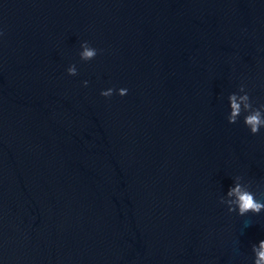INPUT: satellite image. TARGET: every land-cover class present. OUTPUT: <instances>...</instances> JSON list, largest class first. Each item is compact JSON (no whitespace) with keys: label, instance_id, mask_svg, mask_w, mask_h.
<instances>
[{"label":"water","instance_id":"1","mask_svg":"<svg viewBox=\"0 0 264 264\" xmlns=\"http://www.w3.org/2000/svg\"><path fill=\"white\" fill-rule=\"evenodd\" d=\"M0 33V264H253L264 211L220 198L264 201L227 119L264 104V0H0Z\"/></svg>","mask_w":264,"mask_h":264},{"label":"clouds","instance_id":"2","mask_svg":"<svg viewBox=\"0 0 264 264\" xmlns=\"http://www.w3.org/2000/svg\"><path fill=\"white\" fill-rule=\"evenodd\" d=\"M80 47L82 50L79 55L82 61H90L98 54L97 49L91 47L87 41L83 42ZM67 73L71 76L77 75L76 66L70 65L67 68ZM83 83L87 86L88 81H84ZM113 91L112 88H109L103 90L101 95L111 97ZM127 91L126 88L116 90L120 96H125ZM239 92L244 94L238 95L233 93L228 97L230 104V114L227 117L228 122L235 124L241 114L246 113L243 121L245 126L250 130L251 134H258L260 129L264 128V104H261L259 107H253L249 95L245 92L244 85L240 86ZM220 203L227 206L228 212H236L239 216H245L250 212L258 215L264 211V201L256 198V193L251 190L250 182H243V177L241 176L234 178L233 185L229 187L226 195L220 198ZM252 252L254 254L253 264H264V240L259 241L258 244H253Z\"/></svg>","mask_w":264,"mask_h":264}]
</instances>
